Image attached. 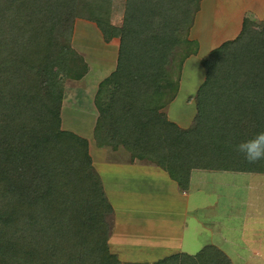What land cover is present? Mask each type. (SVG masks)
<instances>
[{"label": "trees", "instance_id": "16d2710c", "mask_svg": "<svg viewBox=\"0 0 264 264\" xmlns=\"http://www.w3.org/2000/svg\"><path fill=\"white\" fill-rule=\"evenodd\" d=\"M111 1L0 0V264H121L107 245L111 205L87 140L61 128L62 82L88 68L70 46L76 17L93 21L104 41L118 38L115 69L95 96L98 144H123L183 190L192 169L264 173V161L234 149L264 130V22L245 19L201 59L197 113L183 129L158 110L177 33L188 31L200 0H125L120 26L108 21ZM151 264L232 263L207 245Z\"/></svg>", "mask_w": 264, "mask_h": 264}, {"label": "crops", "instance_id": "0c3cea01", "mask_svg": "<svg viewBox=\"0 0 264 264\" xmlns=\"http://www.w3.org/2000/svg\"><path fill=\"white\" fill-rule=\"evenodd\" d=\"M245 19L262 25L264 0H200L186 38L197 42L196 55L190 51L180 56L176 65L178 71L173 72L168 70L174 61L176 50L173 49L166 66L168 81L162 94L168 96L167 90H170L173 95L169 103L162 102L158 111L167 120L183 129L192 125L197 113L195 95L205 72L202 67L196 83H193L195 75L185 82L188 60L200 53L201 61L213 48L234 39ZM76 31L74 26L72 45ZM78 44L81 49L77 51L88 63V71L76 81L79 84L73 86L76 88L72 93L80 94L82 105L78 111L73 106L68 107L74 96L64 95L60 108L61 128L87 140L91 170L111 205V210L103 214L110 251L122 264H151L172 254L194 255L203 247L213 245L221 249L232 264H264V173L192 169L188 187L183 190L166 170L149 159L132 156L123 144L104 141L103 137L98 144L94 132L101 114L95 96L99 82L115 69L118 43L113 61L106 55L100 57L106 65L103 67H108L106 74L102 73L101 65L93 68L95 61L100 63V60L92 56L83 43ZM95 69L98 77L93 75L92 78H97V82L91 86L89 73ZM182 85L191 92L188 96L194 98L192 112L182 106L179 110L173 109ZM245 175L253 178L249 180ZM251 190L258 192L252 196L255 202L248 200Z\"/></svg>", "mask_w": 264, "mask_h": 264}, {"label": "rangeland", "instance_id": "374dc122", "mask_svg": "<svg viewBox=\"0 0 264 264\" xmlns=\"http://www.w3.org/2000/svg\"><path fill=\"white\" fill-rule=\"evenodd\" d=\"M124 6H125V0H112L111 1L108 21L112 25H114V26H120L121 25L122 20H123V15H124ZM74 26L77 29V31H76L75 38H74L75 44L72 45L71 40H72V35L74 34ZM88 26H91V27H88ZM82 28H86V29H84V31H83ZM95 29H98V28H97L96 24L93 21L88 20V19L83 18V17H76L73 20V23H72V33H71L70 46L72 47V49L77 54L82 56L84 61H85L84 56L77 51V49H81V48H79L80 45L78 44V42L80 44L83 43V45L87 46L89 53L92 56H96V58H98L99 60L101 59L100 57H102V55H104V56L106 55L107 58L110 59V62L113 61L114 60V55H115L114 52L116 51L115 47H116V45L118 43V38H112L110 41L106 42V41H104V39H103V37L101 35V32L100 31H96ZM97 32H100V33H97ZM177 34H178V37H179V40H180L181 43L178 44V46H176L174 48V50H176L175 53H174V61L171 62V65H169V69H168V70L173 71V72L174 71H178L177 68H176V65L179 62L178 60H180L179 59L180 56H185V55L189 54L190 51H192V54H195L196 50H197V49H195V47L197 48V45H196L197 42H191V41H188L186 39L187 35H188V31H185V30L182 29V30H179ZM101 38L103 39L104 42L103 41L101 42V40H100ZM84 42H87V44L84 43ZM192 56H194V55H192ZM201 56H200V53H199L198 57L194 56V57H192V59L188 60V65H186L185 71H184L185 74L187 73V78L185 77L183 79L185 82L190 81L189 76L191 77V76L195 75L193 83H196L197 78L199 77V75L201 73L200 70L202 71V65L199 62L200 61L199 58ZM70 57H71V55L67 56V58H70ZM103 60L104 59L102 58V61ZM67 63H68L67 68H70L71 67V63H73V62L70 61V62H67ZM86 64H88V63L86 62ZM97 64L99 66L101 65V67H103V65H104V63L101 62V60H100V63L95 61L94 65H93V68H96ZM104 66H106V65H104ZM87 71H88V68H87ZM74 72L75 71H71V72H68L67 74L69 76H72V74H75ZM102 73H104V74L108 73V67H103ZM89 74H90L89 75L90 81L93 82L91 86H95L94 84H96L97 78L96 79L92 78V76L95 75L96 77H98V71L95 69V70H92V72H90ZM185 74H184V76H186ZM170 77H172V76H170ZM77 80H79V79H77ZM77 80L76 79H72L70 77H68V78L66 77L63 80V82H62V86H63V97H64V95L66 97V94L68 96V93L69 94L71 93V95L74 96V99L72 100V103H70L68 105V107L69 106H73V108L78 111L81 108V105H82L81 96H80V94H77V93H75L77 95V96H75L74 93H72L73 90L76 88V87L73 88V86L74 85L77 86L79 84V83H76ZM89 86H90V84H89ZM173 86H174V84L171 85V87H173ZM167 92H168V96L166 95L167 93H164V96L162 94V97H160V98L163 99L162 101H166L167 103H169V100L171 99L173 93L170 90H167ZM190 93L191 92L189 91V89L186 88L184 85H182L181 89H180V92L177 95V99L175 100V102L173 104L174 105L173 109L176 108V109L179 110L181 108V106H182V108H184L186 110L189 109L190 110L189 112L194 111V109H195L194 108V102L195 101L193 102V100H194L193 96H191V97L188 96ZM63 97H62V101H63ZM88 99H89V102L91 103V98L89 97ZM62 101H61V105H62ZM65 101H67V100L65 99ZM85 102H86V100H85ZM81 113H77V114H81ZM187 113H188V111H187ZM174 116H175V114H174ZM204 121H206V120H204ZM32 169H33V172H34L35 167L32 166ZM245 176H248L249 180H251V178H253V176H251V175H245ZM236 177L238 178V176H236ZM257 193L258 192L255 191V190H251L249 192V194H250L249 198H248L249 202H253L254 201L252 196L256 195ZM263 193L264 192L262 191V194ZM107 245H108V243H107ZM108 248H109V246H108ZM109 251H110V249H109ZM125 264H128V263H125Z\"/></svg>", "mask_w": 264, "mask_h": 264}, {"label": "clouds", "instance_id": "9594fccd", "mask_svg": "<svg viewBox=\"0 0 264 264\" xmlns=\"http://www.w3.org/2000/svg\"><path fill=\"white\" fill-rule=\"evenodd\" d=\"M234 149L238 154L243 155L248 163L264 161V130L250 139L240 141Z\"/></svg>", "mask_w": 264, "mask_h": 264}]
</instances>
